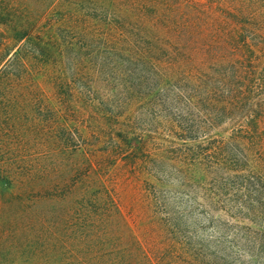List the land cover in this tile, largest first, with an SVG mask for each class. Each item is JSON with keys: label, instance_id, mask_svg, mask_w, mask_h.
<instances>
[{"label": "rangeland", "instance_id": "1", "mask_svg": "<svg viewBox=\"0 0 264 264\" xmlns=\"http://www.w3.org/2000/svg\"><path fill=\"white\" fill-rule=\"evenodd\" d=\"M158 5L203 51L237 53L244 21L260 25L247 41L257 55L264 50L263 12L239 21L223 14L221 0ZM72 6L0 0V264H191L184 241L208 252L198 264H264V95L250 86L239 104L222 111L208 104V127L190 105L179 119L202 132L191 141L156 115V96L141 95L150 85H137L133 126L146 130L158 158L131 155L123 139L130 93L112 30L108 20H89L94 31L81 35ZM152 10L144 8V24L156 20ZM247 111L259 120L248 135L237 126L241 117L246 126ZM155 178L170 184L159 193L147 184Z\"/></svg>", "mask_w": 264, "mask_h": 264}, {"label": "trees", "instance_id": "2", "mask_svg": "<svg viewBox=\"0 0 264 264\" xmlns=\"http://www.w3.org/2000/svg\"><path fill=\"white\" fill-rule=\"evenodd\" d=\"M70 1L73 6L69 12V17L71 15L74 22L81 23L77 28V32L81 35L94 31L88 27L89 20L102 21V23L108 20L106 24L112 30V50L124 63L126 94L133 92L141 84L148 83L150 85L149 90L141 92V95L144 97L156 96V103L161 107L156 115L174 123L179 128L178 134L181 138L194 141L197 135L202 133L197 130L195 125L193 126V123L189 127L180 123L179 118L182 117L180 115L187 114V109H191V106L196 107L198 111L200 126L203 122L204 127H208V124L213 126L212 111L210 112L208 104L215 103L217 110L221 111L228 106H233L234 100L238 99L236 102L239 104L242 99L246 98L248 89H251L250 86L257 98L264 95V50L259 48L257 55L253 49L254 45L247 41L246 34L252 30L257 35L256 30L260 25L256 26L254 21H244V24L240 22L236 29L239 50L237 53L228 54L226 57L223 52L203 51L200 44H192L188 35L176 31L174 24L176 22L169 19L168 14L163 10L164 6L158 5L155 9V0ZM146 6H153L152 15L156 16L155 21L149 23L147 20L148 25L144 24L142 20L143 10ZM221 6L223 14L230 11L236 13L239 18L247 16L254 19L255 16L260 15V12L264 13V0H221ZM149 26L153 28L152 31L147 29ZM225 36L223 35L224 40H226ZM221 38L222 36L215 38L214 46L219 45ZM201 40L200 38L199 42ZM201 44L203 45V41ZM255 47L257 49L256 44ZM256 59L259 60L257 66L254 67L253 62ZM21 63L24 65V61ZM143 70L144 72H142ZM150 80L151 82H147ZM124 98L127 102V108L123 115H125L127 122L123 124L125 132L123 139L129 142L128 153L134 155V150H137L144 156L156 158L157 156L154 155L153 150L148 147L146 142L147 136H149L146 130L133 126V119L138 114L132 106L139 101V98L134 99L131 93ZM133 99L134 101H132ZM196 99L202 101L203 106H196ZM108 102L110 106L116 107L117 105V101L109 100ZM170 105L175 108L176 114L167 113L169 115L166 116L161 112V109ZM246 118L248 120L247 128L240 125L243 121L242 117L237 126H241L245 134L248 135L253 132V127H257L256 124L259 120L248 111ZM192 129L193 131H191ZM252 137L249 135L247 139ZM218 139V141H222L221 138ZM113 142L115 143L116 140L113 139ZM261 177L263 182L261 185L259 184L260 186L258 185L259 194L264 197V189L262 188L264 186V172ZM147 184L160 193L170 183L166 179L155 178L153 182L150 181ZM179 219H181L180 214L175 216L174 226L179 223ZM178 233L176 232V234ZM174 242L181 246L183 240L176 235ZM185 244L190 250L191 264H198L202 261L201 255L206 257L208 254V252H201L196 243L189 245V242L184 241Z\"/></svg>", "mask_w": 264, "mask_h": 264}]
</instances>
